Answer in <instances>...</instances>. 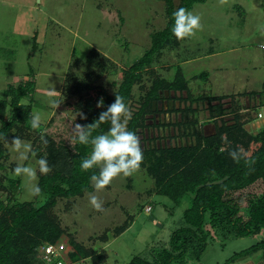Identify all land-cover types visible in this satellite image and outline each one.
<instances>
[{
  "label": "trees",
  "instance_id": "trees-1",
  "mask_svg": "<svg viewBox=\"0 0 264 264\" xmlns=\"http://www.w3.org/2000/svg\"><path fill=\"white\" fill-rule=\"evenodd\" d=\"M160 1L165 3L166 26L151 34V47L142 57L121 69L119 82L96 85L95 81L107 69L106 64L98 62L100 74L89 72L74 86L70 83L65 86L64 97L80 95L71 111L76 118L70 115L60 120L52 117L48 125L41 123L39 128L32 129L36 82L31 79L17 85L9 84L4 90V97L0 99V264H46L40 255L41 247L46 243L58 245L64 237L70 242L64 257L68 264L84 259H92L94 264L105 262V251L77 242L74 235L63 228L54 209L61 199L70 200L69 208L72 199L94 191L90 176L98 172V166L88 170L80 167L92 145L78 143L74 128L76 124L88 125L98 119L99 114L114 102L115 95L124 98L131 112L127 127L140 138L143 160L139 167L154 180V192L176 205L185 200L190 203L183 213L185 226L172 233L169 247L153 250L151 259L136 256L128 264H184L191 247L201 253L206 250L211 236V231L206 229L208 225L213 229L224 227L237 238L263 236L258 243L236 253L224 264H234L239 259L260 254L264 257V190L258 197L236 196L258 182L264 188V126L258 134L248 131L246 126L254 118L250 112H244L245 107L240 103L241 97L250 95L257 100L252 108H262L264 93L196 96L180 65L176 66L173 80L164 77L159 66L168 71L173 67L162 64L164 52L180 48L185 41V37L177 39L171 32L172 13L180 7L191 11L196 4L207 0H181L179 4L174 0ZM107 62L112 64L114 71L117 70L109 59ZM167 92L180 101L179 109L175 104L174 110L168 111L175 114V119L169 121L157 118L153 106L157 102L158 109V102ZM101 98L104 103L98 107ZM135 104L138 105L133 109ZM202 110L208 113L214 133L205 130L199 118ZM67 121L73 128L58 133L60 124ZM109 127V121L102 122L91 135L106 132ZM154 130H166L167 134L155 137L152 136ZM15 136L31 143L30 157L46 156L51 166L49 173H38L41 194L35 196L34 201L18 199L22 177L13 172H2L8 169L5 165L9 158L7 145ZM234 150L238 151L237 160L229 156ZM130 225L128 220L112 236L123 234ZM99 240L108 243L111 236L106 232Z\"/></svg>",
  "mask_w": 264,
  "mask_h": 264
},
{
  "label": "rangeland",
  "instance_id": "rangeland-1",
  "mask_svg": "<svg viewBox=\"0 0 264 264\" xmlns=\"http://www.w3.org/2000/svg\"><path fill=\"white\" fill-rule=\"evenodd\" d=\"M180 1L174 0L176 4ZM191 11L200 16V27L185 37L180 48L164 52L162 64L173 67L168 71L159 66L163 76L173 80L176 66L180 65L196 96L264 93V0H207L196 4ZM166 23L165 3L160 0H0V99L9 84L33 79L37 87L33 96L34 112L40 114L44 126L52 117L76 118L71 111L80 95L64 97L65 86L68 83L74 86L89 72L100 74L98 62L106 64L107 69L95 81L96 85L119 82L121 69L144 55L151 47V34L162 30ZM107 59L115 64L116 71ZM199 118L206 131L212 133L208 113L202 110ZM257 118L260 117L257 115ZM263 123L264 119L260 124ZM260 124L253 122L250 132H256ZM59 128L58 133H63L73 126L67 121ZM166 134V130L152 132L155 137ZM7 148L9 158L5 165L8 169L2 171L4 174L12 173V166L18 162L37 168L36 158L28 155L26 160L20 161L11 144ZM38 173L37 170L34 180L22 177L17 195L20 201H34L30 185L37 183ZM154 187V180L139 167L129 175L114 177L101 190L94 189L72 199L69 208L70 200H59L54 211L63 228L73 234L77 242L105 251L106 260L102 264H128L136 256L151 259L153 250L169 247L172 233L185 226L183 213L190 204L185 200L176 205L154 192ZM263 190L258 182L236 196L258 197ZM89 193L103 202L102 211L89 203ZM128 220L131 223L128 229L113 237L114 231ZM206 229L211 231L206 250L201 253L191 247L184 264H224L263 237L237 238L226 228L213 229L211 225ZM106 232L111 236L108 243L99 240ZM69 243L64 237L58 244L64 257ZM76 264L94 262L84 259Z\"/></svg>",
  "mask_w": 264,
  "mask_h": 264
},
{
  "label": "clouds",
  "instance_id": "clouds-1",
  "mask_svg": "<svg viewBox=\"0 0 264 264\" xmlns=\"http://www.w3.org/2000/svg\"><path fill=\"white\" fill-rule=\"evenodd\" d=\"M172 17L171 32L177 39H182L192 34L195 29L200 27V16L184 7L176 9L172 13ZM52 103L55 104L57 102L53 101ZM103 103L104 101L101 98L98 100L97 106H102ZM130 118L131 112L124 98L120 95H115L114 102L99 114L98 119L88 125H75L76 141L80 144L91 143L92 145L90 154L81 160L80 167L83 170H88L98 166V172H94L90 176V181L96 190L105 188L114 177L120 174L129 175L133 170L139 168L143 160L140 138L135 131L127 127ZM105 121L110 122V127L107 131L92 136V130ZM40 124V114L38 112L32 113L31 128L37 129L40 127ZM41 140L44 144H47V140L44 137H41ZM10 144L19 154L20 161L28 158L32 150L30 142L22 140L19 136H15ZM229 156L233 160H237L239 158L238 151H230ZM36 164L37 168H33L18 162L12 169V172L17 176L34 180L37 170L41 174H47L51 171V166L46 156L39 157ZM30 191L33 196H39L41 194V187L38 183H32ZM89 203L94 209L98 211L103 210V202L94 193H89Z\"/></svg>",
  "mask_w": 264,
  "mask_h": 264
},
{
  "label": "crops",
  "instance_id": "crops-1",
  "mask_svg": "<svg viewBox=\"0 0 264 264\" xmlns=\"http://www.w3.org/2000/svg\"><path fill=\"white\" fill-rule=\"evenodd\" d=\"M251 92H253V91H251ZM253 98V99H252ZM241 99H243V101L241 100V105H243L244 107H245V109H244V112L246 113V112H250L251 113V115L253 116V118H254V120L250 123V124H248L247 126H246V128H247V130L248 131H250L249 130V126L253 123V122H257L258 123V125L260 124V123H262L263 122V119H264V117L263 118H257V115L259 114V113H262L263 114V116H264V108L262 107V108H258V109H253L252 107H254L255 106V104H253V102H255V97H253V96H250V95H248V96H243V97H241ZM252 103V104H251ZM254 113V114H253ZM255 115V116H254ZM209 123H210V121H208ZM203 123V122H202ZM211 124V123H210ZM264 124V123H263ZM263 126L264 125H261L260 124V128L256 131V132H254L253 134H258V132L263 128ZM212 127H213V132L212 133H214V125L212 124ZM206 130V129H205ZM258 256V255H257ZM234 264H264V257H263V255L262 254H260L259 255V257L257 258V257H251V258H248V259H243V260H241L239 263H234Z\"/></svg>",
  "mask_w": 264,
  "mask_h": 264
},
{
  "label": "built area",
  "instance_id": "built-area-1",
  "mask_svg": "<svg viewBox=\"0 0 264 264\" xmlns=\"http://www.w3.org/2000/svg\"><path fill=\"white\" fill-rule=\"evenodd\" d=\"M258 116L263 118V114L259 113ZM151 211L152 208L149 207ZM41 258L46 262V264H68L64 260L63 252L60 250L58 245L52 243L44 244L40 249Z\"/></svg>",
  "mask_w": 264,
  "mask_h": 264
},
{
  "label": "flooded vegetation",
  "instance_id": "flooded-vegetation-1",
  "mask_svg": "<svg viewBox=\"0 0 264 264\" xmlns=\"http://www.w3.org/2000/svg\"><path fill=\"white\" fill-rule=\"evenodd\" d=\"M174 98V101H178L177 100V97L172 95V96H167L164 97L162 100V103L161 104H158L159 108L156 109V117L157 118H161L162 120H167L169 121L170 120V116L169 115H172L173 119H175V114L174 113H168V111H173L170 109V106H169V102L170 100H172ZM171 117V118H172Z\"/></svg>",
  "mask_w": 264,
  "mask_h": 264
},
{
  "label": "water",
  "instance_id": "water-1",
  "mask_svg": "<svg viewBox=\"0 0 264 264\" xmlns=\"http://www.w3.org/2000/svg\"><path fill=\"white\" fill-rule=\"evenodd\" d=\"M166 95L167 96H169V93L167 92L166 93ZM162 103V101H159L158 102V104H161ZM175 104H176V106H177V109H179L180 108V101H174V98L172 99V100H170V102H169V106H170V109L171 110H174V106H175ZM156 105H157V102H155L154 104H153V106H154V111L156 110Z\"/></svg>",
  "mask_w": 264,
  "mask_h": 264
}]
</instances>
